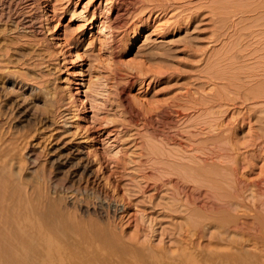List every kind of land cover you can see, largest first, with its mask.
Masks as SVG:
<instances>
[{
  "label": "rangeland",
  "instance_id": "1",
  "mask_svg": "<svg viewBox=\"0 0 264 264\" xmlns=\"http://www.w3.org/2000/svg\"><path fill=\"white\" fill-rule=\"evenodd\" d=\"M13 1L15 3L17 1L18 5L12 2L13 7L17 9L27 7L26 11H35L36 16L41 15L40 33L26 42L23 38L16 47L17 51L9 49L11 53H8L12 61L10 65L15 66L13 70L18 74L17 79L22 80L27 86L40 88L41 91L37 94V105L40 107L38 109L37 106L27 105L26 100L18 105L16 101L20 93L6 95L0 90V134L8 133L14 138L16 134V138L26 139L33 131L40 132L43 129L42 132L48 136V139L46 138L41 146L42 148L45 145V148L41 149L40 159L35 164V171L32 174L45 183L56 185L59 191L58 198L66 200L72 212H76L84 219H95L105 226L113 225V228L118 229L117 231L123 233L128 239L135 236L134 233L138 230L141 233L136 232V235L140 237L141 242L144 241V244L147 242L166 249L169 245L170 248L172 240L169 235L171 234H167V231L171 229L169 218L163 217L161 223L155 220L157 213L162 211L159 200L167 190L151 197L149 201L148 193L142 194L141 197V194L138 195L131 185L136 183L133 179L137 180L138 175L148 174L146 181L150 183L160 176L151 169L154 173L152 174L149 169L150 165L153 166L151 162H154V168H157V165L159 167L160 162L150 161L149 164L145 162L146 151L152 150L151 152L154 153L156 151L155 154L160 158L163 157L162 162L166 161L164 158L167 156L169 161L176 162L179 159L182 150L179 146L172 145V138L180 133L182 134L179 135L180 137L186 135L189 131L187 128H190L198 119L192 118L190 112L186 111L188 122L186 120L179 122L175 119L169 124V119L160 111V106L169 104V108L177 109L176 101L179 102L178 105L183 101L186 102L183 94L186 96L188 92V95L191 94L192 97L191 95L190 97L194 98L192 92L195 94L197 91L196 96L201 98L203 93L210 92L209 87L212 85L208 77L211 71L214 72L217 69L216 67H222L219 65L224 62L220 60L223 61L226 58V54L232 47L231 38L228 39L230 29L224 31L223 27L227 19H230L228 8L234 10L233 0H50L55 8L56 16L54 15L53 19L45 17L46 0ZM246 2L241 0L240 5L244 6L242 10ZM226 10L228 11L225 12ZM189 14L195 15L194 18L197 21L184 23V18ZM48 15L50 16L51 13ZM90 20L92 25L88 33L89 26H85L87 28L83 31L80 24L88 23ZM176 21H178L179 29H176ZM103 24L105 28L102 27ZM10 27L9 23L2 21L1 24L0 22V29L5 36L10 33L7 32ZM136 30L140 31V36L132 42V33ZM224 32H226L225 36ZM2 33H0V46L4 42ZM55 33H59V38H56ZM95 35H101L100 39L103 41L100 40V44L96 38L93 40ZM12 51L15 54H12ZM11 66L7 64L8 71L12 70ZM5 68L6 65L4 70ZM13 70L11 72H14ZM124 92L129 93L128 103ZM184 104L186 103H182L178 108L181 109ZM164 105L162 107H165ZM25 108L27 110L23 111ZM170 110H167L170 112L167 114L173 115ZM172 119H174L173 116ZM194 119L195 121H192ZM50 133L52 134L49 138ZM57 133H63L60 134L62 137L53 140L52 136L55 137ZM196 136L194 146L203 137ZM57 155H62V159L57 158ZM117 160L122 162V165ZM75 162L79 165L77 166ZM116 162L118 170H115ZM79 166L81 169L78 170ZM163 167L167 168L166 165ZM86 169L94 180L97 179V183L91 187V190L82 188L83 179H87L83 174ZM179 170H176V174L182 172ZM141 171H144V174ZM172 171L175 173L174 170ZM74 172L78 173L75 177H73ZM255 173H258V170ZM171 175L169 178H176L175 175ZM251 177L250 174L247 179ZM77 178L81 181L78 182ZM130 178L132 180L129 182ZM151 178L154 179L151 180ZM168 188L167 186L166 189ZM130 189L133 192H129ZM171 189L169 188L170 192ZM129 193L134 195L131 194V196ZM126 195L130 199H126ZM120 198L123 199L120 200ZM154 204L156 207L153 206ZM162 213L164 209L160 215ZM134 221L141 224L136 225ZM137 226L142 227L139 229ZM149 226H153V229ZM163 228L166 229L161 235ZM149 229H152V232L150 231L152 234L154 231L156 233L151 235L148 232Z\"/></svg>",
  "mask_w": 264,
  "mask_h": 264
},
{
  "label": "bare ground",
  "instance_id": "2",
  "mask_svg": "<svg viewBox=\"0 0 264 264\" xmlns=\"http://www.w3.org/2000/svg\"><path fill=\"white\" fill-rule=\"evenodd\" d=\"M245 1L247 2L244 10H242L243 4L240 5L241 0H233L234 10L228 8L230 12L225 11H228L230 19L224 23L223 30L230 29L228 39L231 38V43L235 47L233 48L231 44L233 49L231 50L229 47L230 50L226 54V58L224 57L223 61L220 60L224 63L219 62L220 65L217 63L222 67H216L214 72L211 71V75L208 77V81L212 85L209 87L210 92L203 94L199 92L202 94L201 98L196 96L197 91L195 94L192 92L194 98H191L192 95L190 94V97L188 92L186 96L183 94L186 102L180 99L181 97L179 99L183 101L182 103H186L184 104L185 109L184 107L178 108L182 104L178 105L179 102L176 101L178 99L175 100L177 109L175 105V109L169 108V104L167 106L163 104L165 107L160 106V111L168 117L169 124L173 123L175 119L185 122L188 116L186 111L190 112L191 115H189L192 118L198 119L197 121L192 120L195 121L190 126L193 130L187 128L189 131L187 134L185 133L186 135L180 137L181 133L175 134L179 137L172 138V145L179 146L182 150L179 159L176 162L169 161V156H167L164 158L166 161L162 162L163 157L160 158L155 154L156 151L154 153L151 152L152 150H145L147 156L145 162L148 164L150 161L160 162L157 168H154V162L150 163L153 166H149L150 172L152 169L160 176L152 183L147 182L148 174L139 176L137 173L140 168L137 167L139 168L136 173L138 179H133L136 181L133 185L129 183L133 187L131 188L135 189L136 193L138 192V195L141 194V197L142 194L148 193L149 201L151 197L167 190V193L165 192L162 199L159 200V207L161 206L162 211L164 209V213L160 215L162 211L159 214L155 212L157 213L155 220L161 223L163 217L169 218L171 226L169 228L171 229L167 231V234L172 235H169L172 246L169 248L168 245L166 249L147 242L144 244V241L141 242L140 237L136 235V232L137 234L141 233L138 230L134 233L135 236L128 239L123 233L117 231L118 229L113 228V225L105 226L95 219H84L76 212H72L68 203L65 202L66 200L58 198L59 191L56 189V185L45 183L32 174L35 171V164L40 159L41 149L45 148V145L42 148L41 146L45 143L46 138L48 139V136L42 132L43 129L40 132L33 131L26 138L29 140L18 139L16 134L14 138L8 133H3V135L0 134V264H264V0ZM12 2L14 1L0 0V22L1 24L2 21L7 22L11 26L7 30L10 33L6 36L0 29L4 41L0 46V90L6 95L7 93H16L15 95L20 93L21 98L17 96L16 104L21 105L26 100L27 105L38 108L40 106L37 105V94L41 91L40 88L27 86L22 80L17 79L19 78L18 74L13 70L15 66L10 65L12 61L8 53H11L9 49L17 51L16 47L23 38L26 39V42L40 33L41 15L36 16L34 10V12L26 11L27 7L17 9L15 6L13 7ZM16 3L14 2V4ZM45 4V17L53 19L54 5L50 0H46ZM220 12L222 13V11ZM48 13L51 15L49 16ZM194 17L196 16L189 14L183 21L184 23L192 21L194 23L197 21ZM91 21L80 24L83 31L87 28L85 26H89L88 33L90 32ZM177 22H175L177 24L175 27L179 29ZM139 32L136 30L132 33V42L140 36ZM58 34L55 33L56 38H59ZM100 37L101 35L93 37V40L96 38L100 44V40L103 41ZM228 39L226 38V40ZM13 53L15 54L12 51ZM26 57L28 58L27 55ZM16 61L20 62L17 59ZM8 63L14 72L8 71ZM19 65L21 64L19 63ZM35 69L37 68L35 67ZM3 93L2 95H4ZM126 96L125 100L128 103L129 93ZM187 96L190 98L188 99ZM26 110L25 108L23 111ZM167 110H170L173 115L167 114ZM51 134H49V138ZM60 134L63 133H57L55 137L52 136V139H59ZM196 135L203 137L201 141L197 140L198 142L196 141L197 144L194 146ZM57 156L60 160L62 159V155ZM142 162L144 161L142 160ZM118 163H115V170H118ZM141 165L143 164L141 163ZM141 165L140 167H142ZM165 165L167 168L163 167ZM82 167L85 170V167ZM99 168L101 169V167ZM175 169H180L179 171L182 172L176 174ZM257 170L258 173H255ZM83 172L87 179L82 178L84 185L81 186L91 190V187L97 183V179L94 180L87 169ZM141 172L144 174V171ZM74 174L73 177L78 173L74 172ZM170 174L175 175L176 178H173L174 180L169 178ZM250 174L252 177L247 179ZM131 178L129 182L132 180ZM153 179L151 178V180ZM79 181L81 180L79 179ZM57 184L59 185V183ZM166 185L170 189L172 188L171 192L169 188L166 189ZM134 193H129V195H134ZM127 196L126 199L129 198ZM122 199L120 198V200ZM127 202L129 203L130 200ZM155 204L154 207H156ZM137 224L141 223L136 222ZM140 227L138 228L140 229ZM151 227L153 229V226ZM166 228H163L161 235ZM152 229H149L148 232ZM154 233L156 232L154 231ZM153 234L151 233V235Z\"/></svg>",
  "mask_w": 264,
  "mask_h": 264
}]
</instances>
